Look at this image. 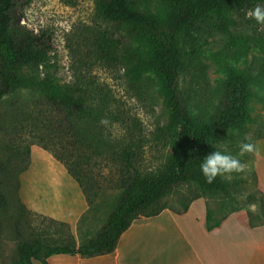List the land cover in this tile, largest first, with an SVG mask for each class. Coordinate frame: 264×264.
<instances>
[{"label":"trees","instance_id":"obj_1","mask_svg":"<svg viewBox=\"0 0 264 264\" xmlns=\"http://www.w3.org/2000/svg\"><path fill=\"white\" fill-rule=\"evenodd\" d=\"M152 1L95 0L99 22L80 28L71 46L72 58L80 69L79 81L62 85L49 74L41 76L52 51L51 35L22 26L15 15L17 0H0V189L3 185L15 188L20 212L15 224L17 255L11 264H47V258L61 254L83 259L113 254L135 220L158 216L166 209L183 215L199 199L236 192L231 181L219 176L213 183H207L199 164L213 151L212 145L235 153L236 139L243 131L245 102L251 85L264 77V60H258L235 79L219 84L214 100L205 104L183 89V79L191 72L198 83L204 67L199 62L200 47L207 38L223 34L229 37L231 47L239 40L253 38L237 34L236 28L242 27L243 21L258 35L259 25L247 18L246 13L264 0H162L164 17L152 12ZM253 39L260 42L261 34ZM144 42L152 43L158 54L142 56L138 45ZM96 66L123 68L135 77L130 80L138 86L142 85L141 77L145 73L156 74L162 80L164 105L169 113L164 134L172 153L159 172L144 174L138 169L140 148L137 144L116 147L103 138L100 121L107 117L106 99L96 95L82 73L83 69ZM24 91L38 94L49 113L40 110V115L47 117V123H42L45 128L41 126V134L31 145L52 153L66 167L80 185L89 209L98 184L86 166L114 150L122 167V193L116 207L99 232L82 243L78 244L69 225L41 215L52 224L68 228V241L50 243L42 237L26 236L20 228L26 225L24 217L39 215L27 209L19 195L20 175L30 167L31 148L28 146L25 152L26 161L16 163L13 157L18 158L20 150L7 155L3 138L25 115L20 103L11 99ZM7 100L13 102L6 103ZM263 139L264 133L257 136V141ZM254 176L257 184L256 173ZM182 187L188 192L179 195L177 208L167 199ZM259 192L260 200L252 197L251 201L262 204L260 210L264 217V193ZM7 204L8 199L1 191V208L5 209ZM258 225L264 223L256 224L250 217V226Z\"/></svg>","mask_w":264,"mask_h":264},{"label":"rangeland","instance_id":"obj_2","mask_svg":"<svg viewBox=\"0 0 264 264\" xmlns=\"http://www.w3.org/2000/svg\"><path fill=\"white\" fill-rule=\"evenodd\" d=\"M17 5L15 15L21 20L22 26L35 33L47 31L52 37L50 59L42 68L41 76L49 74L62 85L78 82L80 69L72 58L71 46L80 28L99 22L95 0H17ZM150 7L155 15L165 16L162 0H153ZM242 24V27L236 28L237 34L253 38L261 34L262 40L257 42L249 37L237 41L231 47L229 37L216 34L201 43L199 62L204 67L201 69L199 81H194L191 72L183 79V89L190 96H196L199 103L205 104L214 100L219 84L235 79L258 60H264V28L259 26L258 35H255L252 26L245 21ZM138 51L144 57L158 54L156 47L150 42L139 44ZM82 73L96 95L106 99V119L109 120V125L100 127L103 138L116 147L137 144L140 148L138 169L144 174L159 172L172 153L169 140L164 134L169 113L164 105L162 80L156 74L145 73L141 77L142 85L138 86L130 80L134 76L120 67L96 66L83 69ZM11 99L20 103L25 115L16 127L9 129L3 138V144L7 155H14L16 150H20L21 155L18 158L13 157L14 162L20 164L27 159L25 152L28 146L32 148V142L41 134V126L45 128L42 123H47V117L40 115V110L47 115L49 113L42 98L31 91L15 94ZM12 100H7L6 103H11ZM241 123L243 131L236 139V151L233 155H238L242 142L251 143L253 150L239 157L245 169L241 173L233 174L231 182L236 192L230 196L214 194L208 198L213 201L212 207L217 213L228 215L247 211L254 223L263 224L264 217L260 210L262 204L253 203L251 198H261L254 173L256 171L263 175L264 170V141H257V136L264 133V77L251 85ZM114 152L113 150L102 158H95L86 166L90 176L98 184L94 190L95 197L92 198L93 205L86 218L90 220L94 216L100 220L90 226H85V222L81 223L78 230H75L76 237L74 236L79 243L99 232L97 228L106 224L108 216L119 201L122 193V167ZM1 191L6 195L8 204L5 209L0 206V264H11L17 255L18 233L15 224L20 212L14 194L15 188L3 185ZM187 192L188 189L182 187L169 196L167 201L178 208L179 195ZM23 220L26 225L20 228L26 236L42 237L50 243L65 242L70 238L71 229L69 231L64 226L52 224L40 215L24 217ZM86 230L90 231L89 234Z\"/></svg>","mask_w":264,"mask_h":264},{"label":"crops","instance_id":"obj_3","mask_svg":"<svg viewBox=\"0 0 264 264\" xmlns=\"http://www.w3.org/2000/svg\"><path fill=\"white\" fill-rule=\"evenodd\" d=\"M256 175L258 191L264 193V170L263 175ZM19 195L31 212L69 225L74 236L81 223L90 226L100 220L94 216L87 220L90 207L80 185L63 164L37 145L31 148L30 167L20 176ZM212 206L211 199L202 198L193 202L183 215L166 209L158 216L137 219L122 235L113 254L89 259L61 254L47 258L46 262L264 264V225L250 226L247 211L222 215ZM86 231L89 234L90 231ZM38 263L43 264H35Z\"/></svg>","mask_w":264,"mask_h":264},{"label":"clouds","instance_id":"obj_4","mask_svg":"<svg viewBox=\"0 0 264 264\" xmlns=\"http://www.w3.org/2000/svg\"><path fill=\"white\" fill-rule=\"evenodd\" d=\"M246 16L253 19L257 25L264 28V3L257 4L251 10L247 11ZM102 125L108 126L109 120L102 119ZM247 139V138H246ZM213 146V151L203 157L199 164L200 171L206 182L211 184L219 176L221 179L231 181L233 174L244 171L245 165L239 157L253 150L251 143L242 142L239 146L238 155H233L224 147Z\"/></svg>","mask_w":264,"mask_h":264}]
</instances>
